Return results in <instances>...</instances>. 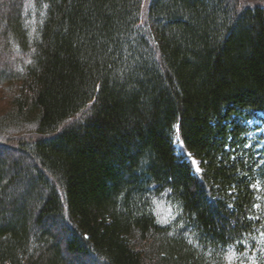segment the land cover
I'll return each mask as SVG.
<instances>
[{"label": "trees", "instance_id": "obj_1", "mask_svg": "<svg viewBox=\"0 0 264 264\" xmlns=\"http://www.w3.org/2000/svg\"><path fill=\"white\" fill-rule=\"evenodd\" d=\"M240 1L0 0V264H264Z\"/></svg>", "mask_w": 264, "mask_h": 264}, {"label": "rangeland", "instance_id": "obj_2", "mask_svg": "<svg viewBox=\"0 0 264 264\" xmlns=\"http://www.w3.org/2000/svg\"><path fill=\"white\" fill-rule=\"evenodd\" d=\"M241 4L250 5L252 4H260L261 6L264 5V3L257 2V1H250L245 2ZM246 132L244 133L243 138H245V150L250 151L253 155L254 160L258 161L260 165H264V115L257 113L256 115L252 116L248 121L245 122ZM194 160V159H193ZM191 159V162L193 161ZM196 163L194 166L195 170L200 168L196 160H194ZM157 211L159 214V221L163 222L165 219H167V215L169 216V213L162 205L157 206ZM244 264V263H242Z\"/></svg>", "mask_w": 264, "mask_h": 264}, {"label": "snow or ice", "instance_id": "obj_3", "mask_svg": "<svg viewBox=\"0 0 264 264\" xmlns=\"http://www.w3.org/2000/svg\"><path fill=\"white\" fill-rule=\"evenodd\" d=\"M192 163H193V165H195L196 162L193 160ZM197 171H199V169H197Z\"/></svg>", "mask_w": 264, "mask_h": 264}]
</instances>
